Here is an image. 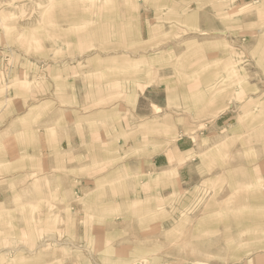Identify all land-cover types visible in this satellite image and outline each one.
Instances as JSON below:
<instances>
[{
  "label": "rangeland",
  "instance_id": "1",
  "mask_svg": "<svg viewBox=\"0 0 264 264\" xmlns=\"http://www.w3.org/2000/svg\"><path fill=\"white\" fill-rule=\"evenodd\" d=\"M127 80L135 93L148 85L152 96H166V125L180 113L183 125L207 138L198 178L168 200L167 218L181 217V224L166 231L141 224L161 218L160 197L134 192L133 201L148 197L151 207L134 203L121 216L129 222L118 224L113 250L102 233L88 239L83 224L113 200V169L95 180L79 169L94 159L78 164L53 155L56 175L37 177L39 155L30 149L43 140L46 157L45 129L60 125L65 102L84 99L82 85L85 100H100L95 106L110 136L113 81L125 90ZM93 106L84 107L91 120ZM138 130L153 141L163 132ZM80 153L96 156L89 147ZM110 154L101 172L113 163ZM251 258L264 259V0H0V264Z\"/></svg>",
  "mask_w": 264,
  "mask_h": 264
},
{
  "label": "crops",
  "instance_id": "2",
  "mask_svg": "<svg viewBox=\"0 0 264 264\" xmlns=\"http://www.w3.org/2000/svg\"><path fill=\"white\" fill-rule=\"evenodd\" d=\"M121 87L125 90H118L113 81V121L107 123V127L113 130L112 135L107 136L109 132H106V129L103 128L102 113L98 108L96 109L97 106L95 105L99 104L100 100L97 101L96 98L94 102L85 100L87 89L82 85L78 91L84 96V99L78 97L77 101L72 99V101L65 102V105L60 106L63 118L60 125L54 126L53 123L51 126L46 127L45 136H48L45 144L46 157L44 159L40 157L41 152L44 151V148L42 149L43 140L36 144L32 142L30 149L31 152L35 150L39 155L37 158L39 164L35 174L37 177L56 175L57 170H53L54 167L51 164L53 155L56 159H62V161H66L70 157L79 159L78 164L80 161L90 162L94 159L89 166L86 165L87 163H83L79 166V169H81L80 174L85 170V176H93L95 180L113 169V200L107 203L105 209L102 208L96 213V220L92 222L85 220L83 223L89 234L91 233V237L88 236V239H97L94 232L102 233L104 239L107 242L110 241L113 250L116 247L118 224L129 222L127 218L121 216H126L134 203H136V206L139 205L141 208H147L148 210L151 207L148 197V202L144 198L139 200L140 202L133 201L134 192L142 195H150L156 192L155 194L160 197V204L156 208L159 209V216L162 215L161 218L159 220L157 218V221L153 222L142 218L141 224L145 226L158 225L162 231H166L165 227L170 223L173 226L181 224V217L167 218L166 214L169 213L167 210L171 208L168 200L170 198L178 199L185 188L198 178V164L201 165V162L205 161V158L201 157L200 150L202 146L205 147L207 138V132L202 131L203 133H199L191 130L190 127L192 128V126L183 125V118L180 113L175 114L174 112L172 117L174 124L166 125V96H164V99L159 96H152L149 91L151 86L147 85L142 91L135 93L134 81L127 80L121 84ZM89 91L91 97V90ZM93 103L94 113L93 120H91V111H87L84 107L88 106L87 108H90ZM75 113L80 118L76 117L74 120ZM222 115L224 114L221 113L215 119L213 123L215 126L218 127L220 120L223 118ZM188 121L192 122L190 119ZM47 125H49L48 122ZM73 126L78 129L77 134L76 131L73 132L71 129ZM86 128L89 130L86 131ZM141 128L162 129L163 132H159L158 139L153 141L149 135L141 134V131L138 130ZM108 146L113 148L111 154L105 151ZM86 147L96 151V156L91 157L90 154H87L88 152L80 153ZM155 150L156 152L153 153ZM107 154L111 155L110 159L113 163L104 165L108 170L101 172L99 165L105 163L100 160L102 157H106ZM42 162L46 169H40ZM87 168L90 169L86 170ZM31 172L34 174L33 170ZM63 176L70 177L69 174H63ZM140 176H143L142 182L138 180ZM99 181L102 182L104 179ZM83 187L85 188V186ZM78 191H80L79 188ZM97 215L102 217L97 219ZM121 219H123V222H121ZM85 240L83 239V241ZM256 262L264 264V259L262 261L255 258L249 259V264Z\"/></svg>",
  "mask_w": 264,
  "mask_h": 264
}]
</instances>
